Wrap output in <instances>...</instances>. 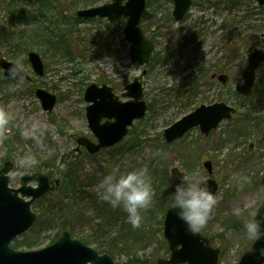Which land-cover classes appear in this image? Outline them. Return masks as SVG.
I'll list each match as a JSON object with an SVG mask.
<instances>
[{
    "label": "rangeland",
    "instance_id": "obj_1",
    "mask_svg": "<svg viewBox=\"0 0 264 264\" xmlns=\"http://www.w3.org/2000/svg\"><path fill=\"white\" fill-rule=\"evenodd\" d=\"M46 1L0 0V21L7 24L0 31V58L18 61L29 74L22 81L13 80L0 66V107L17 117L0 142V168L5 161L13 163L10 186L15 188L29 172L45 173L51 182L59 179L55 190L34 201L36 223L11 245L41 248L68 230L72 237L110 254L116 264H157L159 258L170 256L163 230L175 185L182 176L199 172L218 183L214 214L201 232L220 248L222 264L237 262L254 242L243 224L264 199V140L258 141L264 123L256 129L236 122L252 106L264 114V64L257 69L249 95L236 90L249 48H264V5L257 0H192L185 17L176 20L173 0H147L140 25L155 48L150 61L141 64L130 56L126 16L111 22L107 17L77 15L79 9L111 0H49V8ZM14 5L22 14L11 22ZM30 51L40 54L43 75L35 72ZM213 74H226L228 80L223 83ZM135 79L144 89L145 116L134 121L122 141L90 153L77 142L79 136L97 140L87 119V87L93 82L108 84L126 101L130 97L125 86ZM17 83L19 90L9 92ZM38 87L56 96L52 110L43 108ZM215 101L236 106L234 118L222 121L208 136L197 126L173 143L165 142V128L201 103ZM37 122L47 125L40 146L22 135ZM28 152L40 163L19 167L18 157ZM206 160L213 164L211 174L203 164ZM141 166L148 167L152 184L162 189L157 192L153 186L154 204L142 213L141 227L133 229L122 210L99 199V184L110 172Z\"/></svg>",
    "mask_w": 264,
    "mask_h": 264
},
{
    "label": "water",
    "instance_id": "obj_2",
    "mask_svg": "<svg viewBox=\"0 0 264 264\" xmlns=\"http://www.w3.org/2000/svg\"><path fill=\"white\" fill-rule=\"evenodd\" d=\"M264 5V0H257ZM147 0H111L100 5L79 9V17H107L111 22L126 16L124 28L125 38L131 42L130 56L132 59L147 64L155 48L154 41L148 38L140 25ZM192 4V0H174L173 15L176 20H182ZM264 42V32L262 33ZM29 60L35 72L44 73V64L39 53L30 51ZM14 61L0 58V66L4 74L9 76V68ZM264 64V48L251 46L248 50L247 64L236 82V89L242 95H249L257 79V69ZM29 74L23 70V79ZM223 83L228 75L219 76ZM125 95L130 97L121 101L114 93L113 87L103 83H91L85 92V99L90 102L87 106V119L92 132L97 137L93 141L86 136H79L77 142L94 154L104 147L119 143L129 132L136 119L145 116L147 103L144 100V89L140 81L135 79L126 86ZM36 95L40 98L45 110H52L56 96L44 88L38 87ZM237 111L236 106L225 102L201 103L194 110L181 117L165 128L163 136L168 143L182 138L190 129L199 126L205 135L220 125L223 120H230ZM209 174L213 171L210 160L203 162ZM13 163L5 161L0 168V264H116L108 253H101L95 247L72 237L65 230L59 238L46 246L37 249L22 250L14 248L11 243L28 231L37 221V214L32 209L34 201L50 190H55L59 179L52 182L50 177L42 172H29L20 177L21 185L17 188L10 186ZM36 181V185L32 182ZM207 186L215 195L218 183L215 179L207 178ZM264 191V175L260 180ZM257 219L264 221V199L259 205ZM164 237L166 238L170 256L159 258L157 264H222L219 260L221 250L210 244L209 238L202 232L193 235L176 215L173 205L168 208L164 218ZM264 238L255 240L237 262L231 264H264Z\"/></svg>",
    "mask_w": 264,
    "mask_h": 264
},
{
    "label": "clouds",
    "instance_id": "obj_3",
    "mask_svg": "<svg viewBox=\"0 0 264 264\" xmlns=\"http://www.w3.org/2000/svg\"><path fill=\"white\" fill-rule=\"evenodd\" d=\"M9 76L13 80H23V68L18 61H14L9 68ZM20 88L17 83L9 87V92H16ZM16 114L0 107V142L6 139L4 133L16 119ZM47 132V125L34 123L23 131L25 140H32L37 146L42 145L43 137ZM40 163L37 155L28 152L20 155L17 164L21 168L35 167ZM99 199L108 204L113 210H122L126 214V222L133 229L142 225V213L154 204L155 192L151 174L147 166L132 168L120 173L118 170L110 172L101 180ZM217 198L207 186L206 179L193 172L190 176H182L181 182L175 185L173 208L176 217L186 225L193 235L203 231L214 214ZM248 238L255 241L264 238V221L257 219V214L243 224ZM264 256V250L260 253Z\"/></svg>",
    "mask_w": 264,
    "mask_h": 264
},
{
    "label": "trees",
    "instance_id": "obj_4",
    "mask_svg": "<svg viewBox=\"0 0 264 264\" xmlns=\"http://www.w3.org/2000/svg\"><path fill=\"white\" fill-rule=\"evenodd\" d=\"M41 1H43V2H45V0H41ZM48 1L49 0H47L46 1V7L47 8H49V4H48ZM50 3V2H49ZM11 4V3H10ZM22 14V11H19L18 9H17V6L16 5H14L13 6V8H12V16H11V22H13L12 20L14 19V15H17L19 18H21L20 17V15ZM7 24L5 23V22H2V21H0V31L1 30H4L5 28V26H6ZM244 120H243V119ZM264 114H259V113H257L256 111H255V109L253 108V106L252 107H250V108H247L243 113H242V117L240 118V120H236V122H240V123H245V122H248L251 126H254L256 123H258V125H256V126H258L259 128H260V126H261V124L262 123H264ZM238 129H240V125H237V131H238ZM130 131V130H129ZM155 188H156V191L158 192V191H161V186L160 185H158V186H156V185H153ZM72 231H74L73 229H71ZM62 234V233H61ZM58 238V237H57ZM56 240V239H55Z\"/></svg>",
    "mask_w": 264,
    "mask_h": 264
},
{
    "label": "flooded vegetation",
    "instance_id": "obj_5",
    "mask_svg": "<svg viewBox=\"0 0 264 264\" xmlns=\"http://www.w3.org/2000/svg\"><path fill=\"white\" fill-rule=\"evenodd\" d=\"M153 41H154V40H153ZM154 44H155V42H154ZM150 59H151V58H150ZM220 75H221V74H220ZM220 75L217 76L216 74H213L212 76H213V77L217 76L218 79L220 80V78H219ZM253 88H254V87H253ZM252 91H253V90H252ZM114 93H115V92H114ZM235 115H236V114H235ZM223 121H224V120H223ZM256 125H258V123H256V124H255L254 126H252V127H255L256 129H259V127L256 126ZM164 130H165V129H164ZM214 130H215V129H214ZM212 131H213V130H212ZM212 131H211V132H212ZM163 132H164V131H163ZM211 132H210V133H211ZM201 133H202V132H201ZM202 134H203V133H202ZM127 135H128V134H127ZM127 135H126V136H127ZM207 136H208V135H207ZM163 137H164V136H163ZM123 139H124V138H123ZM123 139H122V140H123ZM164 139H165V138H164ZM122 140H121V141H122ZM177 140H178V139H177ZM263 140H264V133H263L261 139L258 140V141H263ZM96 141H97V140H96ZM174 141H176V140H174ZM174 141H173V142H174ZM165 142H166V140H165ZM173 142H172V143H173ZM166 143H168V142H166ZM168 144H171V143H168ZM84 147H85V146H84Z\"/></svg>",
    "mask_w": 264,
    "mask_h": 264
}]
</instances>
